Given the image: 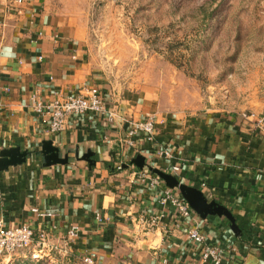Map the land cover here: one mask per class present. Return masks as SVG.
<instances>
[{
	"label": "crops",
	"instance_id": "0c3cea01",
	"mask_svg": "<svg viewBox=\"0 0 264 264\" xmlns=\"http://www.w3.org/2000/svg\"><path fill=\"white\" fill-rule=\"evenodd\" d=\"M83 86L101 91L114 120L86 115L49 133L47 118L29 107L31 96L46 104ZM162 92L147 83L113 84L92 58L86 29L47 0H0V152L30 153L25 163L0 172L4 224L45 230L55 249L81 263L89 257L93 264H212L201 261L186 237V229L197 226L221 252L222 264H264V105L251 104L246 113L212 108L187 114L166 108ZM149 118L156 123L154 141H141L137 151L124 148L127 122ZM44 141L67 163L45 166ZM159 150L171 158L158 156ZM89 152L93 164L82 159ZM136 156L145 159L143 170L131 164ZM148 167L228 210L239 233L225 217L193 212L185 221L170 204L162 206L166 186L152 184L156 175ZM71 226L77 238L67 243Z\"/></svg>",
	"mask_w": 264,
	"mask_h": 264
},
{
	"label": "rangeland",
	"instance_id": "374dc122",
	"mask_svg": "<svg viewBox=\"0 0 264 264\" xmlns=\"http://www.w3.org/2000/svg\"><path fill=\"white\" fill-rule=\"evenodd\" d=\"M82 25L113 84L157 85L173 112L246 113L264 105V0H47ZM104 96V95H103ZM105 98V96H104ZM23 253L0 264H84L67 250Z\"/></svg>",
	"mask_w": 264,
	"mask_h": 264
},
{
	"label": "built area",
	"instance_id": "2783aa9c",
	"mask_svg": "<svg viewBox=\"0 0 264 264\" xmlns=\"http://www.w3.org/2000/svg\"><path fill=\"white\" fill-rule=\"evenodd\" d=\"M21 3L22 0H17ZM6 92L8 89H4ZM30 109L41 116H45L48 120V132L57 134L63 131L67 125V121L71 118L84 117L92 115L95 117H105L109 122L113 121L115 114L106 110L105 98L101 91L96 87H81L76 94L62 95L57 93L51 102L43 104L37 96H31ZM129 129L126 137L121 142L124 148L137 151L141 141L153 142L157 133L156 123L151 119L143 121H128ZM158 156L171 158L167 151L159 150ZM121 170V164L117 166ZM173 171H177L174 167ZM162 180L159 177L152 179L154 186L160 185ZM159 203L164 206L170 204L175 208L181 219L187 220L191 218L193 211L180 195L174 193V190L167 187L162 191ZM38 213L36 209L32 210ZM39 216H51L50 214H39ZM99 217H96L98 219ZM160 217L152 219L151 224L156 225ZM78 228L71 226L65 234V242L72 243L77 238ZM186 237L189 242L199 248L200 259L203 262L212 264H222V256L219 249L214 245L206 242L204 235L197 226H191L186 229ZM49 235L43 229L34 232L27 225H19L8 227L4 224L0 216V258H10L13 255L28 253L42 254L43 250H50L48 244ZM84 264H93L89 257L83 258Z\"/></svg>",
	"mask_w": 264,
	"mask_h": 264
},
{
	"label": "water",
	"instance_id": "95a60500",
	"mask_svg": "<svg viewBox=\"0 0 264 264\" xmlns=\"http://www.w3.org/2000/svg\"><path fill=\"white\" fill-rule=\"evenodd\" d=\"M39 153L44 159L45 166L64 165L67 163V158H60L57 148L52 146L50 141L42 142ZM91 153H86L82 159L88 164H93ZM30 156L27 151L21 152L19 148H11L0 152V172L7 170L9 167H14L25 163L26 158ZM131 164L143 170L145 165V159L142 156H136L132 159ZM127 166H124V168ZM150 172L159 177L169 189H175L179 192L183 200L188 204L190 209L197 214L200 218L205 219L208 216L225 217L230 223L231 231L237 235L239 230L237 229L235 222L228 210L217 205L214 202L208 203L203 194L187 185L179 183V181L172 175L161 172L157 169L148 167Z\"/></svg>",
	"mask_w": 264,
	"mask_h": 264
}]
</instances>
